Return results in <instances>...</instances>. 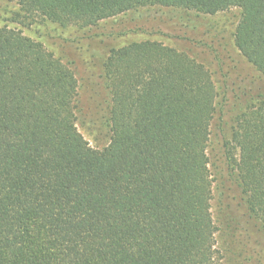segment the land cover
<instances>
[{"label": "trees", "instance_id": "obj_1", "mask_svg": "<svg viewBox=\"0 0 264 264\" xmlns=\"http://www.w3.org/2000/svg\"><path fill=\"white\" fill-rule=\"evenodd\" d=\"M14 20L88 28L148 7L240 10L234 44L264 77V0H6ZM62 57L0 27V264H222L210 145L220 105L211 69L153 41L102 63L107 144L77 127L80 81ZM225 121L236 199L264 229V89ZM243 102V103H242Z\"/></svg>", "mask_w": 264, "mask_h": 264}, {"label": "rangeland", "instance_id": "obj_2", "mask_svg": "<svg viewBox=\"0 0 264 264\" xmlns=\"http://www.w3.org/2000/svg\"><path fill=\"white\" fill-rule=\"evenodd\" d=\"M19 5L0 0V27L8 26L42 43L66 63H72L80 81L77 127L91 146L107 144L105 123L108 101L101 66L113 48L134 42L153 41L191 53L205 63L214 76L220 105L212 125L211 175L214 185L212 213L219 229L216 248L222 264H264V229L248 216L236 199L237 187L229 176L221 150V113L225 121L237 115L233 105L244 101L251 89H264V77L240 54L234 33L240 10L202 15L166 7H148L123 14L88 28H62L48 21H15ZM243 103V102H242Z\"/></svg>", "mask_w": 264, "mask_h": 264}]
</instances>
